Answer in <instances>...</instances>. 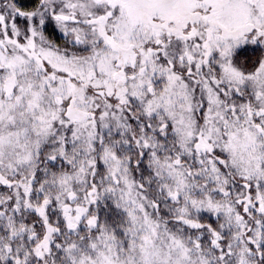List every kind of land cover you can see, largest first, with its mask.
<instances>
[{"label":"snow or ice","instance_id":"6c2138e0","mask_svg":"<svg viewBox=\"0 0 264 264\" xmlns=\"http://www.w3.org/2000/svg\"><path fill=\"white\" fill-rule=\"evenodd\" d=\"M0 189V264H264V0H0Z\"/></svg>","mask_w":264,"mask_h":264},{"label":"flooded vegetation","instance_id":"af4514ba","mask_svg":"<svg viewBox=\"0 0 264 264\" xmlns=\"http://www.w3.org/2000/svg\"><path fill=\"white\" fill-rule=\"evenodd\" d=\"M21 3L28 5L31 3V0H21Z\"/></svg>","mask_w":264,"mask_h":264},{"label":"rangeland","instance_id":"374dc122","mask_svg":"<svg viewBox=\"0 0 264 264\" xmlns=\"http://www.w3.org/2000/svg\"><path fill=\"white\" fill-rule=\"evenodd\" d=\"M251 49H249V51H250ZM257 54H259V53H257ZM254 58V57H253ZM0 191H3V189H0Z\"/></svg>","mask_w":264,"mask_h":264}]
</instances>
